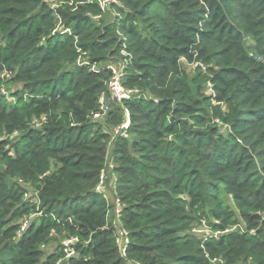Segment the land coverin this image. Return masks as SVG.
I'll use <instances>...</instances> for the list:
<instances>
[{
  "label": "trees",
  "instance_id": "16d2710c",
  "mask_svg": "<svg viewBox=\"0 0 264 264\" xmlns=\"http://www.w3.org/2000/svg\"><path fill=\"white\" fill-rule=\"evenodd\" d=\"M56 4L0 0V264H56L53 233L79 239L67 264H264V0ZM120 50L139 94L94 120ZM109 146L125 257L95 191Z\"/></svg>",
  "mask_w": 264,
  "mask_h": 264
},
{
  "label": "built area",
  "instance_id": "2783aa9c",
  "mask_svg": "<svg viewBox=\"0 0 264 264\" xmlns=\"http://www.w3.org/2000/svg\"><path fill=\"white\" fill-rule=\"evenodd\" d=\"M52 6H56L57 0H48ZM95 2L97 6L99 7L101 13H105L106 11H109L111 6H114L117 4V0H86ZM123 51V50H122ZM125 53V51H123ZM126 56V53H125ZM126 61V60H125ZM126 62L122 64V66L119 69H115L112 65L108 64L107 68L110 69L111 75L107 81V90H108V98H106L104 95L99 97L98 103V111L93 115L94 120L101 119L104 117L111 109V106L113 103L119 104L124 99H130L134 96H137L139 94L138 90L136 89H127L123 87L121 80L124 76V69H125ZM200 67L202 70H204V67L200 63H196L193 65V67ZM94 69V67H92ZM127 116V112H125ZM127 117L125 122H123L121 125L117 126L113 129L112 135L113 137H122L127 138ZM106 169L102 170L99 175V182L95 188V191L103 196L104 199L105 195L101 192V187L103 186L105 179L107 178L108 171L113 167L111 160L107 161ZM114 187V184H113ZM123 205L121 204L120 200L116 197V193H114L113 196V204H112V211L115 215V218L113 220V226L116 229V239L115 243L117 244L119 254L122 257H125L126 249L128 247V239H127V231L122 228L121 222H120V213ZM23 225V224H22ZM29 225V223H28ZM26 224L24 226H21V230H25ZM25 227V228H24ZM79 239L77 237H69L62 241V244L60 246L62 254L68 258H72L73 255L76 252V245L78 244ZM57 264V263H56ZM133 264H140L139 262H134Z\"/></svg>",
  "mask_w": 264,
  "mask_h": 264
},
{
  "label": "rangeland",
  "instance_id": "374dc122",
  "mask_svg": "<svg viewBox=\"0 0 264 264\" xmlns=\"http://www.w3.org/2000/svg\"><path fill=\"white\" fill-rule=\"evenodd\" d=\"M48 3L52 6V4L49 1H48ZM116 17H117L116 13L114 11H108V12L106 11L105 13L102 14L101 19L104 22H111V21L115 20ZM1 44H2V42L0 41V45ZM245 46L249 47V49L254 47L253 39L250 36L245 38ZM83 60L86 61L87 58L78 57L77 58V63L84 62ZM256 60H260V59L256 58ZM125 62H127V59H125V53L122 50H120L119 53H117V55L114 57V59L111 60L110 62H108V64L112 65L115 69H119L122 66V64H124ZM195 62L198 63L199 61L196 60V59H192L191 62H189L187 64L188 67H186V69L188 71H190V68L193 67ZM2 76L7 78L8 77V73L7 74L5 73V75L2 74ZM17 88H19L18 85H11L10 86V91H14ZM208 88L209 87H206L207 90L205 91V93H209ZM0 94L5 95L9 102L12 100L11 97H10V94L6 90H0ZM110 131L112 132L113 130L111 129ZM220 132L223 134L225 132V128L224 127H220ZM17 136H18L17 133H13L11 135L6 136L5 138H3V137L0 138V142H2L1 140L14 141V138H16ZM110 152H111V146H109L108 149H107L106 160L111 159ZM115 179L116 178H115L114 175L108 173L107 178L105 179V182H104L103 186L100 189L101 192L105 195V198H106L105 200L108 201L109 204H113V196H114L113 184L115 183ZM19 184L23 185L21 182ZM24 190L26 192L25 195H24L25 199H30L34 203L35 202L34 198H36V196H37L36 190L33 189V187H31L29 184L24 186ZM222 198H223L224 204H226L229 207V209L232 212L235 213L236 218L241 222V224L243 226L244 223L240 219L238 211L234 207V204H233V201H232L231 197L229 195L222 194ZM36 216L37 215H30L29 217L23 219L22 221L24 223H23L22 226H24L25 224L28 226V222L30 220H32L33 218H36ZM113 219L114 218L111 217V214H109L108 215V220L110 222H113ZM262 220H263V217H262ZM20 231H22V230L20 229ZM263 231H264V227H263ZM193 232L196 235L201 236V237H204V236H207V235L211 234L204 226L196 227V229ZM53 238H55L56 240L51 242L50 244H48L47 246H45L43 248L44 252H45V255L52 253L57 246L60 248V246L62 244V241L66 239V237L61 236V235L59 236V235H57L55 233H53ZM74 258H77V253H75L72 258H68V257L62 255V257L57 261V264H67L69 260L74 259Z\"/></svg>",
  "mask_w": 264,
  "mask_h": 264
}]
</instances>
